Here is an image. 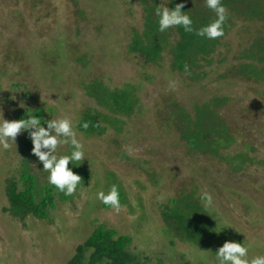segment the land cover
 Returning <instances> with one entry per match:
<instances>
[{
	"label": "rangeland",
	"instance_id": "374dc122",
	"mask_svg": "<svg viewBox=\"0 0 264 264\" xmlns=\"http://www.w3.org/2000/svg\"><path fill=\"white\" fill-rule=\"evenodd\" d=\"M85 1L80 0L78 6L72 0H0V71L7 74L0 79V110L4 119L17 120L19 108L36 103L55 110H47V116L68 117L75 126L80 111L95 105L85 94L82 81L98 78L113 87L139 80L145 76L144 70L152 72L153 80L146 81L141 93L153 108L151 115L128 117L120 133L110 129L82 143L86 157L94 159V167L117 174L126 200L121 202L119 213L100 207L93 195L98 176L93 171L72 200L62 202L59 213L66 221L64 227L59 218L48 226L28 219L12 221L4 217L1 206L5 200L0 201V264H67L76 246L98 223L130 235L133 251L148 256L160 252L163 245L156 234V222L161 221V203L193 191L199 198L202 192L212 195L213 204L207 209L215 214L211 221L221 230V241L229 238L250 245L249 258L264 255V83L222 76L237 62L239 49L248 45L258 29L264 31V21L246 23V29L235 27L215 55L216 61L222 58L223 62L207 67V71L212 69L207 77L184 83L179 73H168L165 61L161 62L163 67L150 63L143 66L141 56L126 54L130 28H141L143 12L138 0L119 4L117 17L115 0H105L102 7H97L95 0L82 5ZM79 8L86 10L85 15H79ZM63 40L69 53L55 58L60 50L58 43ZM78 56L86 61H79ZM171 81L176 82L175 89L170 88ZM13 83L17 86L12 87ZM32 91L38 99L29 102L26 94ZM215 95L231 96L219 112L236 133V142L220 151L234 154L250 143L254 150L249 152L260 159L257 164L233 171L231 162L216 155L193 156L176 133H168L155 123V106L169 96L191 111L194 103ZM21 138L22 134L17 136L16 144L9 141L6 150L0 147L1 182L7 167L20 166L22 155L17 148ZM106 146L109 151L103 152ZM64 148L66 153L68 147ZM34 160L32 165L39 168ZM85 164L90 163L83 161L80 166ZM88 198L91 202L85 209ZM87 217H96L97 222L91 226L82 222ZM225 226L229 228L223 229ZM186 241L180 253L187 263L216 264L215 251L222 246L215 243L216 239L212 237L210 246H205L208 238L203 241L191 237Z\"/></svg>",
	"mask_w": 264,
	"mask_h": 264
},
{
	"label": "trees",
	"instance_id": "16d2710c",
	"mask_svg": "<svg viewBox=\"0 0 264 264\" xmlns=\"http://www.w3.org/2000/svg\"><path fill=\"white\" fill-rule=\"evenodd\" d=\"M72 1L79 6L80 0ZM124 2L125 0H115L114 10L117 14L114 17H117L119 9L121 10L118 5ZM138 2L143 12L141 28L136 26L130 28L126 54L141 56L142 62H144L143 66L150 63L163 67L161 62L165 61L168 73L170 75L179 73L184 83L199 81L207 77L212 70L207 71V67H211L214 62H223L222 58L216 61L215 55L219 47L224 44L229 32L235 27L241 25L242 29H246V23H262L264 21V0H222L227 10L223 37L208 40L195 35V32L187 33L179 26L161 33L158 31V17L155 14L157 7L174 8L177 3H184L183 11L191 16L194 29H199L210 23L215 19V13L205 7L204 0H171V2L169 0H138ZM95 3L97 7H102L105 5V0H95ZM81 4L89 5L91 2L87 0ZM129 12L131 15L133 14L131 10ZM78 13L85 15L86 10L79 8ZM64 41L58 43L57 47L60 50L56 51L55 58L59 57L58 55L65 57L69 53V48H66ZM238 53L235 56L237 62L229 65L222 76L264 83V31L258 29L257 34L248 45L239 49ZM55 58H53L54 64L57 63ZM78 59L81 62L86 61L82 56H78ZM186 67L187 72L185 71ZM143 74L145 76L141 75L139 80H128L113 87L98 78L81 82L85 94L95 103V105L83 108L75 120V130L83 138L80 140L81 143L87 144L85 139L99 138L110 129L120 133L128 117L137 114L151 115L153 108L148 106L141 93L146 81L151 82L154 74L147 70H144ZM1 76L7 77L6 72L2 74L0 71V79ZM15 86L17 84L13 83L12 87ZM26 96L29 102L38 99L35 91L27 92ZM169 97L162 101L160 106H155V123L168 133H176L177 138L187 145L190 152H193V156L199 153L216 155L221 160L231 162L233 171H241L250 164L258 163L257 161L260 159L249 152V149L254 150L250 143L234 154L229 155L220 151V149L228 148L236 142V133L219 112L222 106L231 99V96H211L204 102L194 103L191 111L172 96ZM33 104L34 106L30 108H19L16 119L27 118L28 113L40 116L42 123L51 119L46 115V112L47 110L55 112L53 108ZM83 123L89 125L87 129L80 126ZM106 147L103 152L107 149L109 151V146ZM31 148V140L26 133H22L19 149L17 148V152L19 151L18 153L22 155L20 166L16 169L7 167L4 170V181L1 182L0 178V201L5 200L1 211L4 213V217H8L12 221L14 218L20 221L28 219L32 223L40 222L41 225L46 222L47 226L54 222L55 218H59L64 227L66 221L59 213L62 202L71 201L77 191L71 196H66L49 185L47 182L48 173L42 170V164L37 162L40 164L39 168H34L32 165V160H38L32 155ZM58 151L61 155H67L70 154L71 149L68 148L66 153L65 148ZM86 161L90 164H85L84 167L80 164L75 167L71 163L69 164V167L81 176L78 188L84 187L89 182V172L94 175V171L98 175L93 188V190H97L93 193L94 198L98 192L107 193L115 185L120 193V203L125 201V193L117 174L101 167V170L94 167L93 158L86 157L84 163ZM89 166H92V169ZM141 182H143L142 185L146 184L144 181ZM89 202L91 199L88 198L84 208L89 206ZM99 204L103 208L109 207L100 201ZM214 215L203 205L194 191L183 193L175 198L171 197L160 205L161 221L156 222V234L160 237L163 245L160 252L148 256L133 251L131 249L133 238L130 235L121 234L115 228L106 226L105 223H98L76 246V252L70 257L67 264H189L184 255L180 253L182 242L188 243L186 240L191 237L203 241L207 238L210 241L213 237L216 239L215 243L220 246L225 240H229V238H225L224 241H221L223 237L217 233L220 229H217L211 221ZM83 221L88 222L91 226L97 222V218L87 217ZM211 244L210 241L205 243V246Z\"/></svg>",
	"mask_w": 264,
	"mask_h": 264
},
{
	"label": "clouds",
	"instance_id": "9594fccd",
	"mask_svg": "<svg viewBox=\"0 0 264 264\" xmlns=\"http://www.w3.org/2000/svg\"><path fill=\"white\" fill-rule=\"evenodd\" d=\"M204 4L207 9L215 13V19L199 29L193 28L191 16L183 11L184 3H177L174 8L157 7L155 14L158 17V31L163 33L179 26L187 33L195 32V35L208 40L223 37L227 10L222 0H204ZM185 71L187 72V67ZM175 87L176 82L171 81L170 88L175 89ZM0 113H2L0 147L8 149L9 141L16 144L17 136L26 133L32 143V155L42 164V170L48 173V184L66 196L73 195L81 183V176L75 173L69 164L75 167L86 158L84 145L77 138L73 121L68 117H60L51 118L42 123L41 117L32 113H28L27 118L7 120L4 119L2 110ZM80 126L87 129L89 125L83 123ZM65 146L71 149L70 154L61 155L58 150ZM96 198L117 213L121 210L120 193L115 185L107 193L98 192ZM200 199L206 208L213 204V197L208 192H202ZM225 228L229 227L223 229ZM249 249L250 245H245L244 242L225 240L222 246L215 251L216 264H264V255L249 258Z\"/></svg>",
	"mask_w": 264,
	"mask_h": 264
}]
</instances>
